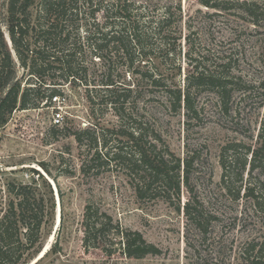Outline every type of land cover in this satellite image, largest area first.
<instances>
[{"label":"rangeland","instance_id":"obj_1","mask_svg":"<svg viewBox=\"0 0 264 264\" xmlns=\"http://www.w3.org/2000/svg\"><path fill=\"white\" fill-rule=\"evenodd\" d=\"M138 1L160 10L172 7L174 12L179 6L181 17L174 16L170 26L180 34V42L169 46L148 35L143 51L136 50L131 70L114 76V88L117 93L131 89L127 107L133 119L146 124L148 134L158 133L173 159H179V200L149 193L139 199L134 176L125 165L112 161L90 167L89 136L78 143L76 134L88 130L114 138L111 132H116L119 119L104 106L109 93L100 82L60 83L56 88L61 97L14 111L0 128V216L10 181L36 185L52 206L41 245L24 264H185L186 254L192 253L187 242L203 262L219 254V264H244L245 250L264 242V150L253 164L250 153L264 144V17L256 27L242 19L236 7L220 12L200 0ZM257 1L264 11V0ZM0 19L5 30V0H0ZM6 40L10 45L7 35ZM124 62H115V70ZM101 64L86 54L84 65L91 71ZM195 67L220 79L228 92L224 104L221 89L219 93L216 88H192L196 117L183 105L174 112L158 85L152 84L157 80L184 92ZM17 70L19 78L22 72ZM57 113L59 124L53 122ZM186 162L191 163L188 187L182 184ZM190 199L205 216L200 222L204 235L185 215ZM88 205L123 229L140 233L160 253L127 259L109 249L117 246L102 245L101 236H89L84 247L82 225Z\"/></svg>","mask_w":264,"mask_h":264},{"label":"trees","instance_id":"obj_2","mask_svg":"<svg viewBox=\"0 0 264 264\" xmlns=\"http://www.w3.org/2000/svg\"><path fill=\"white\" fill-rule=\"evenodd\" d=\"M200 3L220 12L236 7L239 16L256 27L264 17L263 3L257 0H200ZM5 6V30L0 19V128L14 111L34 109L43 102L51 104L52 99L61 97L56 88L60 83L71 81L81 85L86 83L87 86V83L98 81L107 87L109 93L104 106L114 111L119 124L116 132H111L114 138L88 130L76 134L78 143L82 141L80 137L89 136V148H92L89 155H92L87 164L93 167L113 161L117 165H125L128 173L134 176L139 199L149 193L170 202L172 198L179 200V159H173L158 133L148 134L146 124L133 119L131 108L127 107L131 89L117 93L113 79L119 70H131L136 50L143 51L148 35L160 37L165 45L179 44L181 36L170 24L174 16L177 20L181 17L180 7L175 12L172 7L160 10L138 0H5ZM154 15L158 18L152 19ZM86 54L102 62L101 68L91 71L85 66ZM119 60L125 62L115 70L114 64ZM17 69L22 72L19 78ZM194 69L188 76L184 92L173 88V84L166 86L157 80L152 84L158 85L156 87L170 102L174 112L183 105L196 117L190 96L192 88H216L219 93L221 89L220 101L224 104L228 92L220 79L211 73L198 71L196 67ZM262 150L264 144L250 152L252 164ZM184 166L186 176L182 184L188 187L191 163L186 162ZM5 193L8 200L0 216V264H24L30 252L41 245L42 230L48 224L46 217L51 214L52 206L36 185L10 181L5 184ZM193 203V199L186 202L185 215L204 235L205 226L200 222L205 220V216L193 207ZM82 226L85 234L83 246L86 248L89 236H101L102 245L110 243L117 246L109 249H115V254L127 259L140 260L160 253L140 233L123 229L113 222L111 216L91 205L84 209ZM186 246L192 248V253L186 254L185 264H219L222 259L217 254L208 256L203 262L192 243L187 242ZM244 255V264H264V242L258 248L250 245Z\"/></svg>","mask_w":264,"mask_h":264},{"label":"built area","instance_id":"obj_3","mask_svg":"<svg viewBox=\"0 0 264 264\" xmlns=\"http://www.w3.org/2000/svg\"><path fill=\"white\" fill-rule=\"evenodd\" d=\"M60 120H61L60 114L59 113L55 114V116L53 118V122L55 124H59L60 123Z\"/></svg>","mask_w":264,"mask_h":264},{"label":"bare ground","instance_id":"obj_4","mask_svg":"<svg viewBox=\"0 0 264 264\" xmlns=\"http://www.w3.org/2000/svg\"><path fill=\"white\" fill-rule=\"evenodd\" d=\"M52 184H53V183H52ZM53 186H54V184H53ZM58 207H59V206H58ZM59 214H60V208H59ZM59 214H58V215H59ZM56 220H57V219H56ZM58 224H59V216H58ZM45 247H46V246H44L43 249H45ZM41 252H43V250H42ZM38 256H39V255H38ZM37 258H38V257H37Z\"/></svg>","mask_w":264,"mask_h":264},{"label":"water","instance_id":"obj_5","mask_svg":"<svg viewBox=\"0 0 264 264\" xmlns=\"http://www.w3.org/2000/svg\"><path fill=\"white\" fill-rule=\"evenodd\" d=\"M50 182V181H49ZM51 184H52V182H50ZM58 225V224H57ZM57 227V226H56ZM46 250L45 249H43V252H45ZM43 253L41 252V255H42ZM40 256V255H39ZM36 263V262H35Z\"/></svg>","mask_w":264,"mask_h":264}]
</instances>
